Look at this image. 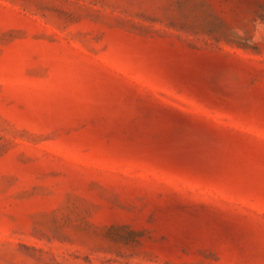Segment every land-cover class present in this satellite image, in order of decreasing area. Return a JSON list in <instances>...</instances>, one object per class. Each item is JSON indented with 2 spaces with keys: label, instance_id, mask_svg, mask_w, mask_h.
Segmentation results:
<instances>
[{
  "label": "rangeland",
  "instance_id": "374dc122",
  "mask_svg": "<svg viewBox=\"0 0 264 264\" xmlns=\"http://www.w3.org/2000/svg\"><path fill=\"white\" fill-rule=\"evenodd\" d=\"M0 264H264V0H0Z\"/></svg>",
  "mask_w": 264,
  "mask_h": 264
}]
</instances>
